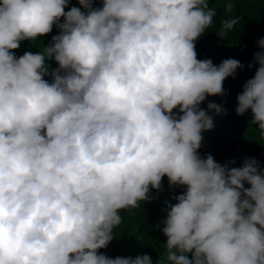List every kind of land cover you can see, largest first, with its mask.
I'll list each match as a JSON object with an SVG mask.
<instances>
[{
    "label": "clouds",
    "instance_id": "obj_1",
    "mask_svg": "<svg viewBox=\"0 0 264 264\" xmlns=\"http://www.w3.org/2000/svg\"><path fill=\"white\" fill-rule=\"evenodd\" d=\"M77 2L0 0V264H154L99 250L164 177L185 190L156 264H264V167L198 151L208 113L227 114L200 105L244 67L197 59L216 14L208 0ZM54 26L49 46L15 55ZM258 47L235 112L250 110L264 136V37Z\"/></svg>",
    "mask_w": 264,
    "mask_h": 264
},
{
    "label": "water",
    "instance_id": "obj_2",
    "mask_svg": "<svg viewBox=\"0 0 264 264\" xmlns=\"http://www.w3.org/2000/svg\"><path fill=\"white\" fill-rule=\"evenodd\" d=\"M257 38H249L237 45H207L197 50V59H211L214 65H219L223 60L234 58L244 65L237 69L235 78L228 77L223 82L224 96H209L200 105L207 110L209 102H215L227 110L226 115L208 114L214 118V128L202 133V146L198 150L201 157L211 154L215 161L224 164L235 160L233 167L242 166L245 158H256L261 167H264V151L245 140L248 129L247 115H237V95L242 92L244 83L254 76L256 67L249 68L253 63L254 53L260 51ZM175 111V110H174ZM247 187V185H246Z\"/></svg>",
    "mask_w": 264,
    "mask_h": 264
},
{
    "label": "rangeland",
    "instance_id": "obj_3",
    "mask_svg": "<svg viewBox=\"0 0 264 264\" xmlns=\"http://www.w3.org/2000/svg\"><path fill=\"white\" fill-rule=\"evenodd\" d=\"M72 1L73 0H70V3ZM208 2L211 9L217 5L214 0H208ZM75 3H77V0H75L71 6L80 7L78 3L76 5ZM100 6V3L94 4V7ZM226 6H228V3H226ZM67 10H69V7L65 9V11ZM60 22L62 23L63 19H61ZM260 37L262 38L264 35H261ZM32 42L35 43V41ZM31 43L27 44L30 45ZM28 45L20 43L19 48L14 50L15 55L19 57L22 56L26 51L34 52L33 48L28 47ZM48 62L52 63H47L50 66L49 71L58 67L57 63L54 64L53 59H49ZM44 78L51 82L52 78L50 75H46ZM249 117V121H251L252 116ZM257 131V125L250 122V127L248 128L244 138L247 142L260 147L264 151V136H262L260 130L258 132ZM184 190L185 188L183 186L169 185L167 177H164L161 189L159 191H150L149 195L151 199L159 201L160 211L156 221H154L146 231L139 232L136 221V219L141 215L146 202H140V206L137 208L122 211V222L116 229H114L115 236L109 244L108 256L112 258L117 256L134 258L137 255L148 254L152 257L154 264H156L159 259H163L166 255L164 248L166 238L160 230L163 226L162 222L166 218L168 205L174 203L175 201L173 198L176 195L181 194ZM156 193L158 196H155ZM189 258L191 259V254H189Z\"/></svg>",
    "mask_w": 264,
    "mask_h": 264
},
{
    "label": "trees",
    "instance_id": "obj_4",
    "mask_svg": "<svg viewBox=\"0 0 264 264\" xmlns=\"http://www.w3.org/2000/svg\"><path fill=\"white\" fill-rule=\"evenodd\" d=\"M214 1L217 5L213 8L216 13L213 18V24L206 30L199 40L195 42L196 51L207 45L222 44L234 46L249 38H257L259 40L261 38L260 36L264 35V0ZM74 2L75 0L68 5L69 9ZM77 3H75V5ZM226 3H228V6H226ZM229 5H231L230 9ZM232 21H234V23L231 28H225V24ZM221 32H223V35L219 36ZM59 34L60 30L54 26L51 33L38 37L35 40V43L29 40H24L20 43L28 45L27 43L32 42L30 44L31 46L28 45V47H32L34 52H37L42 50V47L49 46L52 42V36ZM46 63L50 62L47 60ZM55 63L54 60V64ZM248 114L251 116V111L246 114L249 128L251 121H249L250 117ZM155 196H158L157 193ZM159 211V201L151 199L145 203L141 215L136 219L139 232L146 231L147 228L156 221ZM99 251L108 255L109 245L106 249H100Z\"/></svg>",
    "mask_w": 264,
    "mask_h": 264
}]
</instances>
